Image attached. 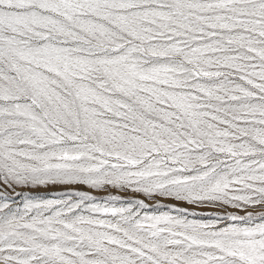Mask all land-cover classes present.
Returning <instances> with one entry per match:
<instances>
[{
	"label": "snow or ice",
	"instance_id": "obj_1",
	"mask_svg": "<svg viewBox=\"0 0 264 264\" xmlns=\"http://www.w3.org/2000/svg\"><path fill=\"white\" fill-rule=\"evenodd\" d=\"M0 264H264V0H0Z\"/></svg>",
	"mask_w": 264,
	"mask_h": 264
}]
</instances>
